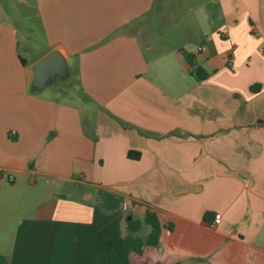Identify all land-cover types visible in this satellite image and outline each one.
<instances>
[{
	"label": "crops",
	"instance_id": "crops-1",
	"mask_svg": "<svg viewBox=\"0 0 264 264\" xmlns=\"http://www.w3.org/2000/svg\"><path fill=\"white\" fill-rule=\"evenodd\" d=\"M197 1L193 48L157 0H0V264H106L146 210L131 264H264V0Z\"/></svg>",
	"mask_w": 264,
	"mask_h": 264
},
{
	"label": "trees",
	"instance_id": "trees-1",
	"mask_svg": "<svg viewBox=\"0 0 264 264\" xmlns=\"http://www.w3.org/2000/svg\"><path fill=\"white\" fill-rule=\"evenodd\" d=\"M184 56L192 67L191 76L196 81L206 79L208 74L201 67L195 66L193 55ZM135 155L133 152L128 153L129 157ZM142 228L147 229L146 236L141 235ZM126 230L124 237L106 239L102 242L101 250L107 257L106 264H131L129 260L131 253L141 256L146 247L158 248L161 226L155 213L146 210L141 221H127Z\"/></svg>",
	"mask_w": 264,
	"mask_h": 264
},
{
	"label": "rangeland",
	"instance_id": "rangeland-1",
	"mask_svg": "<svg viewBox=\"0 0 264 264\" xmlns=\"http://www.w3.org/2000/svg\"><path fill=\"white\" fill-rule=\"evenodd\" d=\"M200 2L197 0H157V9L159 11L161 21L165 22L167 27L166 38L167 41L174 44L179 43L182 39L188 38L192 42L193 48L198 44L195 40L198 32V17L197 10L200 7ZM182 22L180 28H177V23ZM199 18V24L200 23ZM160 23V22H159ZM196 48V47H195ZM60 84L64 83V87H71L75 90V83L70 82V86L65 82L58 81ZM76 95L81 98L84 104L86 101L81 97L79 91L76 90ZM81 100H76L75 103L79 109L84 107Z\"/></svg>",
	"mask_w": 264,
	"mask_h": 264
},
{
	"label": "water",
	"instance_id": "water-1",
	"mask_svg": "<svg viewBox=\"0 0 264 264\" xmlns=\"http://www.w3.org/2000/svg\"><path fill=\"white\" fill-rule=\"evenodd\" d=\"M31 86L35 91H42L47 85L68 74V66L58 51H52L37 61L32 67ZM131 220L130 217L127 219Z\"/></svg>",
	"mask_w": 264,
	"mask_h": 264
},
{
	"label": "built area",
	"instance_id": "built-area-1",
	"mask_svg": "<svg viewBox=\"0 0 264 264\" xmlns=\"http://www.w3.org/2000/svg\"><path fill=\"white\" fill-rule=\"evenodd\" d=\"M199 50H201V49H199ZM220 219L221 218H220L219 214L215 215L214 220H213V225H218L220 223Z\"/></svg>",
	"mask_w": 264,
	"mask_h": 264
}]
</instances>
